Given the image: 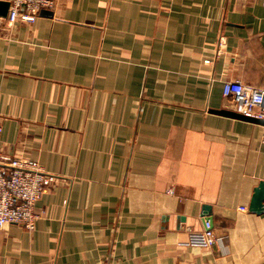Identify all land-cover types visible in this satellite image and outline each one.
<instances>
[{
  "label": "crops",
  "instance_id": "0c3cea01",
  "mask_svg": "<svg viewBox=\"0 0 264 264\" xmlns=\"http://www.w3.org/2000/svg\"><path fill=\"white\" fill-rule=\"evenodd\" d=\"M55 2L0 16L2 153L54 176L0 264H264V125L215 112L264 89L262 0ZM206 205L219 241L190 245Z\"/></svg>",
  "mask_w": 264,
  "mask_h": 264
},
{
  "label": "built area",
  "instance_id": "2783aa9c",
  "mask_svg": "<svg viewBox=\"0 0 264 264\" xmlns=\"http://www.w3.org/2000/svg\"><path fill=\"white\" fill-rule=\"evenodd\" d=\"M10 3L6 22L11 26L18 20L34 22L42 9H53L55 0H1ZM264 4V0H262ZM23 7V10L21 8ZM223 95L234 104V111L257 119H264V89L240 81H225ZM0 125V228L18 224L33 230L41 217L38 203L49 189L54 176L41 165L21 156L2 153ZM247 210L246 207H242ZM212 223L204 221L202 231L189 234L188 243L213 247L218 243Z\"/></svg>",
  "mask_w": 264,
  "mask_h": 264
},
{
  "label": "water",
  "instance_id": "95a60500",
  "mask_svg": "<svg viewBox=\"0 0 264 264\" xmlns=\"http://www.w3.org/2000/svg\"><path fill=\"white\" fill-rule=\"evenodd\" d=\"M10 3L8 1H1L0 0V16L6 17L8 14ZM23 10V7L21 8ZM218 114L230 116L236 119H241L244 121L253 122L256 124L264 125V119H257L251 116L243 115L240 113H237L235 111H229V110H217L215 111ZM203 217L204 221H210L211 222V211L210 207L208 205L203 207ZM251 212L255 213H261L264 211V181H260V183L255 187L254 193L251 199L250 207Z\"/></svg>",
  "mask_w": 264,
  "mask_h": 264
}]
</instances>
